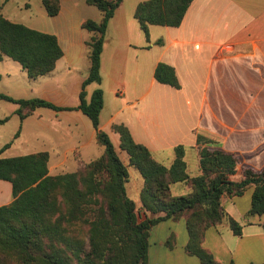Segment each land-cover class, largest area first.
Returning <instances> with one entry per match:
<instances>
[{"label":"crops","instance_id":"1","mask_svg":"<svg viewBox=\"0 0 264 264\" xmlns=\"http://www.w3.org/2000/svg\"><path fill=\"white\" fill-rule=\"evenodd\" d=\"M125 1L109 22L106 32L107 35L111 27L113 30L116 28L119 38L118 45L111 50V70L116 73L125 60L128 62L126 54L131 49L134 57L129 59V65L142 53L147 73L141 69L131 71L128 78L134 82L132 92L126 95L124 83L123 94L113 93L115 100L123 102L121 106L128 108L131 115L121 114L123 108H118V102L115 108L110 109L104 103L100 129L110 139L114 137L113 143L120 146L119 135L113 131V126H126L134 141L146 146L154 159L166 167H170L175 159V148L184 146L187 172L192 177L201 174L198 137L209 141L204 146L235 155L238 164L233 180L240 181L246 169L262 171L264 0H194L179 27H163L153 34L156 26H150L149 40L145 37L144 43L140 42V33L137 41L127 36ZM144 1L147 0H134L133 17L137 5ZM60 5L61 11L56 17H62L63 25L32 28L55 35L63 50V57L51 73L30 79L20 64L12 59L9 62L10 58L5 57L0 62V68H3L0 71V93L16 100L37 98L71 109L56 112L49 108H36L21 119L17 114L19 105L0 100V158L46 152L49 154L51 176H57L56 172L59 175L73 173L81 163H90L84 161L82 151L99 143L90 119L77 108L91 65L88 42L94 36L83 28V23L87 20L100 23L103 14L85 0H60ZM80 9H89V17L80 16ZM38 17L43 19L41 13ZM106 35L104 45L108 41L113 42L112 39L106 41ZM159 40H162V45L156 44ZM14 63L20 68H16ZM159 63L175 69L180 89L156 81L154 72ZM111 76H114L112 72ZM103 82L102 78L104 91ZM138 85H143L140 96ZM89 87L85 89L88 101ZM95 90L92 89V94ZM134 131L138 132L139 138ZM25 134L33 140L32 148L41 146V149H34L29 154L21 153ZM7 144L10 146L4 149ZM71 153L78 163L73 172L68 171ZM141 179V182L135 179L132 187L127 186V194L128 189L139 192L137 200H133L138 208H141L140 192L144 186ZM172 192L174 196H182L189 194L190 189L177 183L172 185ZM253 192L254 188L250 187L242 196L223 198L227 214L243 227L241 236H236L228 223L206 231L203 246L219 264H264L263 219L247 217ZM13 200L12 184L0 180V207ZM172 235L173 245L169 247L166 242ZM187 243L185 219L160 222L150 232L148 264H201L199 258L186 252Z\"/></svg>","mask_w":264,"mask_h":264},{"label":"trees","instance_id":"2","mask_svg":"<svg viewBox=\"0 0 264 264\" xmlns=\"http://www.w3.org/2000/svg\"><path fill=\"white\" fill-rule=\"evenodd\" d=\"M123 1L85 0L101 11L103 18L100 23H83V28L94 36L88 42L91 65L77 109L91 120L104 152L90 163H81L77 171L57 176L49 174L46 152L0 158V180L12 184L14 195L12 203L0 207V255L17 257L21 264H148L153 227L183 218L188 232L186 252L199 258L201 264H219L203 246L206 231L228 223L233 233L241 236L243 227L227 214L223 198L242 196L250 187L254 192L247 217L262 218L264 229V169H246L243 178L235 181V155L204 146L209 141L198 137L201 174L192 177L187 172L184 146L175 148V159L166 167L154 159L146 146L134 141L126 126L117 124L113 130L119 135L120 150L128 156L129 163L125 165L109 135L100 129L104 92L95 90L88 101L85 89L92 83L102 84L105 35ZM193 1L147 0L137 5L134 18L149 40L150 26L179 27ZM42 3L49 17L59 15V0ZM156 44L162 45V40ZM5 57L19 63L30 79H37L55 69L63 50L55 35L12 22L0 14V62ZM154 77L160 84L181 88L175 69L168 64L159 63ZM0 100L18 104L21 119L36 108L71 110L37 98L16 100L2 93ZM128 167L138 171L144 180L141 208L127 194ZM176 183L186 184L190 193L174 196L171 186ZM57 196L64 201L67 213L52 222L59 207ZM84 215L89 242L67 241L66 228L61 223L67 225ZM173 240L172 235L166 242L169 247Z\"/></svg>","mask_w":264,"mask_h":264},{"label":"rangeland","instance_id":"3","mask_svg":"<svg viewBox=\"0 0 264 264\" xmlns=\"http://www.w3.org/2000/svg\"><path fill=\"white\" fill-rule=\"evenodd\" d=\"M74 1L76 2V0H71V2H74ZM133 2L134 0H126L125 5L123 7L124 10L126 11V22H127V24L125 25L126 33L129 39L133 41L135 40L137 41V38L140 37L137 34L140 33L141 34L140 42L144 43L145 34L140 29L138 22L133 17L132 12H131L133 11L132 10ZM89 11H90L89 9L88 11L84 9H80L79 15L82 17H89L90 15ZM40 13L43 19H41V17H38ZM0 14L5 16L8 20L13 19L14 21L27 25V27H31V28H41L42 26H48L50 28H55V26L60 27L61 25H63V23H61V21L63 20L62 17H49L45 13L42 0H0ZM162 28L163 27L156 26L155 28H153V31H152L153 34L155 32L161 31ZM114 29L115 30H113V27H111L110 31L106 35V41L107 39L108 40L112 39L113 42L108 41L104 45V47L105 46L106 47H105V52H104V66L102 69V78L104 80L103 88L105 91L104 103H107L108 109H110V107L115 108V104L118 101L115 100L113 93L116 91L117 94H123L124 93V83H125L126 95H128L134 89L133 87L134 82L132 81V79H130V77L128 78V76H130L131 71H134L136 69H141L142 71H144V73H147V64H145L142 61L143 60L142 53L139 54L138 58H136L135 61L132 59V61L130 62L132 64L129 65V59L134 57L133 51H131V49L129 51V54H126L128 58V62L125 60V62L121 65L120 69L116 73H114L111 70V63H112L111 58L113 54L111 50H113V47L117 46L119 42L118 35L116 34L117 33L116 28ZM111 43H112V46H111ZM10 60L11 59H9V62L12 61ZM14 64H16L15 65L16 68H20L17 65V63H14ZM2 70L3 68L1 67L0 71L2 72ZM17 70H20V69H17ZM111 72L114 76H111ZM89 86H90L88 89L89 99H91L92 97L93 88L96 90L99 88L102 89L101 85H98L96 83H92ZM140 89H143V85L137 86V92L139 96L141 94ZM120 98L121 96L119 97V99ZM9 103H12V102H9ZM118 103H119V106L118 105L116 106H118V108H123V106H121L123 102L120 101ZM136 104L138 106L139 101ZM121 114L131 115V111L128 108H123ZM134 133H135L136 138H139L138 132L134 131ZM112 138L113 139H111V142L113 146L115 147V149L117 150L119 157L126 165H128L127 154L120 150L119 145H117L116 143H113L114 137ZM22 144L23 145H21L20 151L21 153H24V154L32 153L34 149H41V146H37L36 148L31 147V146H34V144H33V140H31V137L28 134H25V137H23ZM103 152H104V147L99 143H94V144L89 145L86 149L82 151V158L84 159L85 162H91L99 158ZM69 158H70V161H69L70 166L68 168L69 169L68 171L73 172L77 169L78 163H77V160H75L74 155L72 153L69 154ZM128 171H129V182L126 184V187L127 186L132 187L133 185H135L133 183H134V180L137 178L140 180V182L142 181L141 175L136 170L132 169L131 167H128ZM56 173L57 174L55 175H59V172H56ZM181 184H184V183H181ZM184 185L188 187L186 184ZM171 192H172V186H171ZM138 195H139L138 191L135 192V191H131L130 189H128V196L131 200L136 201L138 198ZM57 200H58V205H59L58 212L54 216L51 217L52 222H54L58 217L66 215L67 213V207L64 201H62V199L60 198V196H57ZM84 219H85V215L77 220H74L72 223H68L67 225H65L64 221L61 223V225L66 228V238H67L66 240L67 241L73 240V241H82L85 243L89 242L88 225L84 224L83 222ZM0 264H21V262L18 261L17 257L13 258L9 256L0 255Z\"/></svg>","mask_w":264,"mask_h":264}]
</instances>
